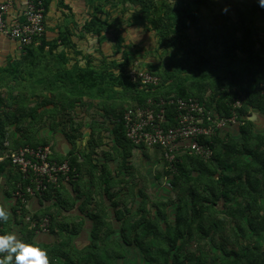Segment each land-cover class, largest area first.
<instances>
[{"label":"trees","instance_id":"trees-1","mask_svg":"<svg viewBox=\"0 0 264 264\" xmlns=\"http://www.w3.org/2000/svg\"><path fill=\"white\" fill-rule=\"evenodd\" d=\"M42 1L46 9L47 1ZM209 3L212 4V12L215 14L214 20L206 24L201 15L199 16L198 6H207ZM194 6L196 7L193 9ZM225 7L228 8L227 13L222 12ZM147 9L148 6L142 12ZM136 11L134 17L137 19L131 20V24L138 21V9ZM164 12L166 23L161 22L162 30L159 31L155 24L152 30H158L162 36L173 30L189 59L170 65V69L163 73L148 68L162 81L155 92H147L130 80L127 73V67L131 66L130 52L127 50L121 53L119 63L118 60L111 63L104 60L101 65H92L88 61L85 68L74 66L71 70L57 75L56 80L62 82L63 90H56L55 93L47 89L48 92L52 95L58 93L61 100L57 102L61 101L63 105L61 110H74L85 97L106 103L111 101L114 102L113 106H116L115 102H124L125 99L130 100L128 102L133 106H140L149 98H165L171 95L203 101L207 84L213 83L215 87L209 108L219 117L230 116L234 100L240 96L245 97V102L239 109V116L244 123L237 127L242 142L234 139L223 141L217 135L212 138L214 156L210 160L205 162L200 157L186 154L174 164V173L168 169L165 171L171 178L169 180L174 191H178L180 195L182 191H186L187 195L184 198L182 194L177 203L173 204V218L167 212V202L156 203L157 211L151 212L147 208V199H143L138 205L136 217L129 216L126 219L116 213V224L121 223L117 235L110 238V234L115 232L113 223H107L103 217L98 216L93 222L90 243L81 250L69 248V245L66 246L68 250H65L57 244L56 250L46 251L48 257L50 253L53 255L48 264H128L125 262L130 256L127 248L139 251L143 259L139 264H209L198 252H190L188 249L186 251L185 243L193 238L197 229L201 228L204 234L211 231L209 227L203 229L199 222L202 223V218L208 212L219 210L216 205L220 200L223 203H234V211L227 209L228 213L246 217L247 229L255 243L240 244L236 251L224 250L225 258L217 254L210 264H264V249L261 244L264 237V189L261 188L264 184V136H253L254 124L247 119L250 110L264 113V37L257 33L255 26L259 19L264 20V9L257 6L256 0H183L182 6ZM214 22L218 25L216 31L210 27ZM103 30L97 15L82 28L83 33L97 38L105 32ZM180 33H185V36L181 37ZM209 45L212 53L206 51ZM46 46L48 43L44 36L40 45L24 48L19 60L12 59L7 66H0V81L25 74L26 80L35 83L33 78L38 76L40 56L45 54ZM49 46L50 52L56 48L55 45ZM118 52L119 50L116 53ZM3 104L4 99L0 93V109ZM55 108L54 111L57 110ZM113 109V115L119 120L116 131L125 136L122 124L124 110L117 112L118 107ZM97 127L98 124L94 123L92 129L98 130ZM14 142L15 147L10 145L11 151L26 145H49L42 142H24L18 146L15 140ZM253 142L255 148L251 145ZM129 143L133 145L130 141ZM244 154H250L253 160L238 162L237 156ZM53 158L59 161L67 159L79 171L73 152L62 160L55 157L53 150ZM165 164L167 167L168 164ZM16 176L15 184L20 180L18 171ZM54 191L52 189L50 192ZM236 192H247L244 204L239 199L236 200ZM19 204L24 207L20 202ZM46 215L50 216L49 213H42V217ZM52 219L51 217V222ZM104 227L107 230L102 235ZM35 230H31L26 242L33 243ZM106 237L109 238L107 241ZM61 244L65 245L63 242Z\"/></svg>","mask_w":264,"mask_h":264},{"label":"crops","instance_id":"crops-1","mask_svg":"<svg viewBox=\"0 0 264 264\" xmlns=\"http://www.w3.org/2000/svg\"><path fill=\"white\" fill-rule=\"evenodd\" d=\"M46 1L45 40L48 46H46L45 54L40 56L41 62L38 76L33 78V81L38 85L29 82L30 90L27 91L30 97H35L36 95L34 94L36 93L38 95L42 94L39 98L41 102L30 110L32 115L23 123L26 126L21 134L16 133L17 140H14L17 144L21 142V145L24 142L29 144H35L36 142L47 143L53 148L55 157L62 160L64 156L73 152L79 164L78 173L80 176L77 181L62 184L54 192H49L46 197L29 199L28 203L21 207L19 202L13 197L17 178L16 170L6 159V155L11 148L10 145L15 147V142L12 138L7 139L8 136L5 135L4 137V134L0 132V209H4L8 214L6 221H0V235L14 233L18 240L26 242L29 233L33 229L32 225L26 222V218L32 216L35 221H39L42 218V213L46 212L53 218L50 233L34 234L33 243L44 251L51 252L57 249L58 235L68 236L70 230L72 236L67 237L69 239V248L81 250L91 241V232L94 228L93 222L96 217H103L106 222L110 219L113 227L115 225L119 228L121 223L116 224L117 212L126 219L129 216L136 217L137 202L133 203L132 206L130 204L129 207H126V203H117L115 196L122 197L127 195L125 187L128 183L129 174L131 176L132 173L135 174L132 182H135L133 185L137 186L138 155L145 154L144 151L146 150L134 147L122 133L120 134L116 131L118 129L117 121L119 120L116 115H113V112H115L113 108H116V106H113L114 102L106 103V101L94 98H83L80 104L76 103L77 106L74 110L79 109L77 112L79 114L82 111L81 107L87 101L97 100V105L106 110V112L102 110L101 114L103 115L102 121L106 124V130L108 129V131L93 130L92 127L98 119L95 118L94 121L91 118V120L89 119L88 127L83 128L81 132L65 134L64 130L59 129L54 135L51 134L52 127L50 125L47 126L46 122L52 118L56 119V121H52L53 123H60L63 113L61 107L63 105L61 101L60 103L57 102V100H61L58 97V93L52 96L48 90H52V92L56 90L62 91L63 84L61 81L56 80V77L71 70L74 66L85 68L88 61L92 62V65H101L104 60L107 63L118 60L119 63L122 58L121 53L124 50L130 52V65L135 60L133 63L137 62L147 70L151 67L152 70L155 69L160 73L170 68H168L169 65L168 67L160 68L156 66L153 59L143 57V59L139 60L138 56H136L138 44L144 38L138 36V31L126 32L125 30V27L128 26L127 11H125L126 7L124 8L120 3L122 4L126 0ZM122 5H125V3ZM18 10L16 8L12 15H16ZM96 15L99 16L102 22V29L105 30L100 38L82 32L83 26L95 18ZM135 26H138V21L132 25V27ZM94 43L98 46H93ZM100 44L101 46H99ZM49 45L56 46L53 52H50ZM121 45L122 47H120ZM105 48L106 52L104 51ZM110 49L119 50V52L114 55V51L112 53L109 52ZM21 56L22 52L17 43L0 37V62L5 59L18 60ZM55 107H57L56 111L53 110ZM3 109L6 110V107H2V110L0 109V115L3 113ZM34 109L36 110L34 111ZM249 113L248 120L253 116L255 117L254 121H251L254 124L252 129L253 136H264V113L259 110H250ZM34 116L39 117L38 120ZM34 119L37 120V125ZM80 125L78 124V127ZM46 127L50 129L46 130ZM218 137L223 141L234 139L237 142H242L236 127L223 130ZM7 142L9 147L5 146ZM253 144L254 142L251 145L255 148ZM156 150L159 151L163 158L162 150ZM237 159L238 162L241 160L246 162L253 160L250 154L237 156ZM164 167L162 176L167 171V167ZM168 179L171 178L166 179L170 184ZM261 188L264 189V184ZM101 191H103L104 196H101ZM239 194L241 193L236 192L234 197L236 198ZM108 196L111 198L109 199ZM240 201L243 203L245 199ZM100 205H103L102 209ZM171 211L172 209L168 211V214L170 218H173L175 213L172 211L171 215L169 213ZM102 230L103 235L107 227ZM118 233L119 231L115 229V232L110 235L115 236ZM6 254L2 253V258ZM52 256V253H50L48 260L52 259Z\"/></svg>","mask_w":264,"mask_h":264},{"label":"rangeland","instance_id":"rangeland-1","mask_svg":"<svg viewBox=\"0 0 264 264\" xmlns=\"http://www.w3.org/2000/svg\"><path fill=\"white\" fill-rule=\"evenodd\" d=\"M123 3H125V5H122ZM123 3H120V5L124 6V8L126 7L125 11H127L126 14L128 26L125 27L126 32L138 31V36L144 38L143 41L138 44V53L136 56H138L139 60L143 59V57H147L148 59H153L156 66L165 68L168 67V65L170 67V65H174L182 61L185 62V59L186 61L189 59L187 54H185L184 48L180 44V40L174 35L173 30L168 31L169 34L164 33L163 36L160 34L161 32H159L163 27L161 22L163 24L166 23L164 11L170 8L182 6L183 0H126ZM146 6H148L146 12H142ZM195 7L196 6H194L193 9ZM212 8L213 6L211 3L207 4V6H203L202 4L198 6L199 16L201 15L202 20L206 24H209V22L214 20L213 17L215 12H212ZM137 9L138 26L132 27L134 23L131 24V20L137 19L134 17V14L136 15ZM154 24L158 27L159 31L152 30ZM255 26L257 33L264 37V20L259 19ZM210 27L216 31L218 25L214 22ZM179 35L184 37L185 33H180ZM93 46L98 45L94 43ZM99 46H101V44ZM104 51L106 52V48ZM113 51L114 49L109 50L111 53ZM206 51L208 53H212L211 45L206 48ZM116 52L117 51H114V55ZM9 61L10 60L7 59L2 60L0 62V66H7ZM133 62H135V60L132 61V64ZM129 67H127V69ZM26 79L27 76L22 74L16 78H5V81H0V93L4 99V104L2 107H6V110L3 109V113L0 115V132H3L4 137L7 135V139L12 138V140H17L16 133L21 134L24 127L26 126L23 123L27 121V118H29L30 115H32L30 110L35 108L41 102V99L39 98L42 94L38 95L37 93L34 94L32 92V94L36 95L35 97H30L28 95L27 91L30 90V84L29 80ZM214 87L215 86L213 83L207 84L203 101H205L208 106L210 103L212 105L211 97L213 95ZM52 96H55V93ZM128 101L130 100L125 99L124 102H122V100L115 102L116 108L118 107V110L116 111L120 112L121 110L123 111L126 108L133 106V104ZM97 103V100L87 101L85 105L81 107L82 111L79 114L77 113L79 109L69 110L68 108H64V110H62V118L59 121L60 123H53L52 121H56V119L52 118L46 122L47 126L50 125L52 127V131H50V133L54 135L59 129L64 130L65 134H71V132L77 133V131L81 132L83 128L88 127L89 119L91 120V118H93L94 121L95 118L98 119L96 121L98 124L97 128H99L98 130L108 131V129L106 130V124L102 121L103 115L101 114L102 110L105 112L106 110L102 109L99 105H97ZM35 110L36 109H34V111ZM34 118L38 120L39 117L37 118V116H34ZM36 119L34 120L35 124L37 125ZM78 124L81 125L78 127ZM48 128L49 127H46V130H48ZM20 145L21 142L18 146ZM143 150H146L144 151L145 154L138 155L137 186H134L133 184H135V182H132L135 174L132 173V176L129 174L128 183L125 187L127 195H123L122 197L116 195V202H119L120 204L126 203V207H129L130 204L132 206L133 203L137 202V205H139L143 199H147L146 204L149 211L156 212V203L164 201L167 202L169 206L167 207V212L170 209L174 211V203H177L178 197H180L182 194V197L186 198V191H182L180 195L178 191H174L173 187L170 186L171 184H169V182L166 180L167 178H170V176L166 175L165 173L164 176H162V172L164 171L163 168L165 169L164 166L166 165L158 150L148 148H144ZM100 193L102 196L103 191ZM247 196V192L243 194L241 193L236 197V200L245 199ZM222 202L223 200H220L219 204L216 205V209H219L218 211L214 210V212H208L205 218H202V223L199 222L202 224L201 226L203 229L209 227L211 231L208 234H204L201 228L197 229L194 231L193 238L185 243L186 251L188 249L190 252H198L202 255L205 261L209 262V264L217 254L225 258V253L223 252L224 250L229 252L236 251L240 244L247 245L255 243V240H253V237L250 235L251 232L247 229L246 217L237 213H234L236 215L228 213L227 209H232V204L234 205V203ZM100 207L102 209L103 205H100ZM172 211L169 212L171 215ZM232 211H234V209H232ZM109 221L111 223L110 219L107 223H109ZM114 228L116 231H119V227L114 225ZM68 233V236L70 237L71 231L69 230ZM58 236L57 244H60L65 250H68L66 247L69 245V241L67 239L68 236ZM111 237H113V235L110 236V238ZM108 239L109 238L106 237V241ZM61 242H63V244L66 242V244L62 245ZM261 244L263 245L264 249V237L261 239ZM127 249L130 256H128V258L125 260L126 263L139 264L143 262L142 255L139 253V251L129 248Z\"/></svg>","mask_w":264,"mask_h":264},{"label":"built area","instance_id":"built-area-1","mask_svg":"<svg viewBox=\"0 0 264 264\" xmlns=\"http://www.w3.org/2000/svg\"><path fill=\"white\" fill-rule=\"evenodd\" d=\"M16 8L19 9L17 14L12 15ZM45 33L42 0L0 1V37L17 43L22 51L26 47L40 45ZM127 73L133 83L139 84L147 92H155L162 82L156 73L137 62L128 68ZM244 102V96L238 97L232 103L230 116L219 117L205 101L198 98L183 99L175 95L149 98L144 105L129 107L123 112L125 137L136 147L161 149L163 159L168 164L167 169L174 173V164L186 154L200 157L205 162L214 156L212 138L227 128H237L244 123L239 116ZM5 146L9 147V144ZM6 159L20 173L13 197L24 206L29 199L46 197L52 189L73 183L80 176L69 160L53 158L50 145L22 146L8 151ZM26 222L36 229L35 234L50 233L49 215L39 221L28 216Z\"/></svg>","mask_w":264,"mask_h":264},{"label":"clouds","instance_id":"clouds-1","mask_svg":"<svg viewBox=\"0 0 264 264\" xmlns=\"http://www.w3.org/2000/svg\"><path fill=\"white\" fill-rule=\"evenodd\" d=\"M256 3L264 9V0H256ZM222 12L227 13L228 8H223ZM7 219V212L0 209V221ZM0 253H7L0 258V264H48L46 251L35 243L18 240L14 233L0 235Z\"/></svg>","mask_w":264,"mask_h":264},{"label":"water","instance_id":"water-1","mask_svg":"<svg viewBox=\"0 0 264 264\" xmlns=\"http://www.w3.org/2000/svg\"><path fill=\"white\" fill-rule=\"evenodd\" d=\"M254 118H255V117L253 116V117L249 118V120H250V121H254Z\"/></svg>","mask_w":264,"mask_h":264}]
</instances>
